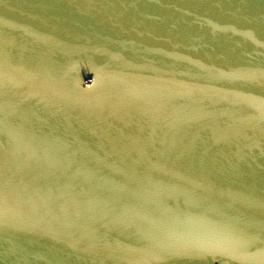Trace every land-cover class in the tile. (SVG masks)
<instances>
[{"label":"water","instance_id":"obj_1","mask_svg":"<svg viewBox=\"0 0 264 264\" xmlns=\"http://www.w3.org/2000/svg\"><path fill=\"white\" fill-rule=\"evenodd\" d=\"M0 264H264V0H0Z\"/></svg>","mask_w":264,"mask_h":264}]
</instances>
